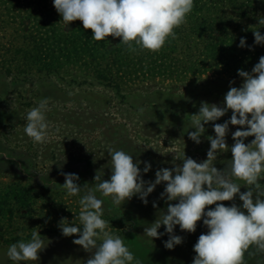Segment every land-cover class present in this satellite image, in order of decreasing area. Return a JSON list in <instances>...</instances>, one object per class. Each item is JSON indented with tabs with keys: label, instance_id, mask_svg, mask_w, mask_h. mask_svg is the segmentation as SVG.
I'll return each mask as SVG.
<instances>
[{
	"label": "rangeland",
	"instance_id": "obj_1",
	"mask_svg": "<svg viewBox=\"0 0 264 264\" xmlns=\"http://www.w3.org/2000/svg\"><path fill=\"white\" fill-rule=\"evenodd\" d=\"M254 8L258 19L264 17V0H254ZM242 82V77L212 75L177 81L152 79L125 82L118 94L114 88L102 85L91 74L74 66L52 74L33 73L27 78L18 74L8 76L0 71V182L34 184L39 190L48 188L45 190L49 197L47 203L51 202L49 205L57 210L53 218L38 219L31 227L48 243L38 253V260L28 264H83L95 252L74 243L78 234L65 236L62 232L40 229L42 221L58 227L62 218L74 222L78 217L79 197L68 196L60 186L65 182L62 172L78 174L76 182L81 187L86 184L92 187L99 170L104 173L103 179H109V149H123L133 154L134 162L141 161L139 167L145 181H154L160 168L172 169L182 164L180 157L184 153L185 157L201 162L207 159L210 148L207 137L215 136L213 124L229 120L232 110L217 121L205 124L206 131L199 144L187 134V131H195L190 127L192 115L198 114L202 102L223 107L230 87H240ZM44 99L47 100L49 134L45 142L35 143L23 132L25 116ZM245 127L229 125L226 134L229 150L217 156L214 166L218 169H225L232 159V132ZM252 140L244 138L245 144ZM145 161L151 163L147 173L142 171ZM260 183L264 186V180ZM53 184L59 189L52 188ZM165 184L155 187L147 197V204L138 195L126 200L121 207L113 206L111 200L106 199L103 207L108 230L122 235L125 244L143 264H192L196 255L193 246L199 235L208 231L203 218L197 222L195 232L175 227L174 234L182 237V243L173 249L164 246L163 241L169 238L167 233L153 240L143 236L145 227L158 218L160 211L166 212L167 204L178 203L161 198ZM247 190L248 186H241L242 192ZM154 202L156 207H153ZM217 203L241 206L243 202L237 194L232 201ZM207 207L214 208L215 204ZM60 210L64 214L69 212L68 217L59 213ZM164 230L162 225L158 231ZM8 246L0 244V264H14L5 254ZM249 251L253 254H245L246 264H264V253Z\"/></svg>",
	"mask_w": 264,
	"mask_h": 264
},
{
	"label": "clouds",
	"instance_id": "obj_2",
	"mask_svg": "<svg viewBox=\"0 0 264 264\" xmlns=\"http://www.w3.org/2000/svg\"><path fill=\"white\" fill-rule=\"evenodd\" d=\"M53 5L65 25L80 20L84 29L92 30L93 40L108 44L107 37H120L135 52L137 48L158 51L170 38H175V29L187 22L194 0H53ZM259 25L264 26V17L259 18ZM253 34L255 43L264 45V35L258 28ZM238 46H246V37L240 38ZM238 75L243 82L240 87H230L224 106L202 102L198 114L190 120L195 131L185 129L188 137L199 144L205 124L232 110L229 120L213 124L215 136L207 137V159L197 162L184 153L180 157L182 164L172 169L160 168L154 181H145L139 167L141 161L134 162L133 154L123 149H109V179H103L104 173L99 170L92 187H81L76 182L78 174L62 172L65 182L60 186L68 196L79 197L80 211L76 216L79 223L62 218L58 227L65 236L78 234L74 243L85 250L95 249L83 264H143L120 235L108 230L103 205L110 199L113 206L121 207L134 195L147 204L148 195L164 182L161 198L178 203L167 204L166 212L160 211L158 218L145 227L143 236L153 240L167 233L169 238L163 241L164 246L173 249L182 243V237L174 234L175 227L195 232L197 222L203 218L208 231L200 234L193 246L196 255L192 264H246L245 254H253L250 249L264 253V186L260 183L264 180V55L251 72L238 69ZM46 105L47 100H41L25 116L23 132L35 143L45 142L49 134ZM230 124L247 127L232 132V159L220 170L214 162L221 152L229 150L226 134ZM249 136L254 139L245 144L244 138ZM144 164L142 171L147 173L151 163ZM242 185L248 186V190L242 192ZM237 194L243 202L241 206L217 203L232 201ZM213 204L214 208L207 207ZM156 206L154 202L153 207ZM162 225L164 232L158 231ZM47 243L39 232L32 231L29 239L10 244L5 254L14 264H28L38 260V253Z\"/></svg>",
	"mask_w": 264,
	"mask_h": 264
},
{
	"label": "trees",
	"instance_id": "obj_3",
	"mask_svg": "<svg viewBox=\"0 0 264 264\" xmlns=\"http://www.w3.org/2000/svg\"><path fill=\"white\" fill-rule=\"evenodd\" d=\"M254 9V0H194L175 38L158 51L132 52L120 37H107L108 44L93 40L92 30L80 20L65 25L53 0H0V71L27 78L74 66L118 94L125 82L240 77L238 69L251 72L264 55V45L256 44L253 34L258 28L264 35ZM241 37H246L245 47L238 46ZM46 189L0 182V244L29 239L38 219L57 215ZM39 225L49 233L62 232L47 221Z\"/></svg>",
	"mask_w": 264,
	"mask_h": 264
}]
</instances>
